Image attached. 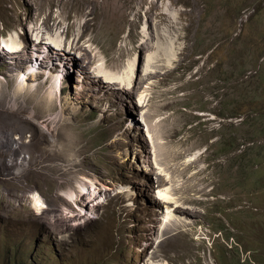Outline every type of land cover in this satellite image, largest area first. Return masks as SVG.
Returning a JSON list of instances; mask_svg holds the SVG:
<instances>
[{"label": "rangeland", "instance_id": "rangeland-1", "mask_svg": "<svg viewBox=\"0 0 264 264\" xmlns=\"http://www.w3.org/2000/svg\"><path fill=\"white\" fill-rule=\"evenodd\" d=\"M60 20L64 50L85 55L39 59L38 90L15 88L35 43L0 54V264H264V0H0V38ZM147 28L170 63L158 52L150 79L95 90L83 65L139 62ZM51 68L65 80L47 110ZM79 76L96 95L84 103L69 98ZM224 136L238 148L220 151ZM149 176L177 220L152 207Z\"/></svg>", "mask_w": 264, "mask_h": 264}, {"label": "bare ground", "instance_id": "bare-ground-1", "mask_svg": "<svg viewBox=\"0 0 264 264\" xmlns=\"http://www.w3.org/2000/svg\"><path fill=\"white\" fill-rule=\"evenodd\" d=\"M60 21H57L56 24H53V28H48V30H43L42 26H36L35 28H32L30 30V35L34 37L33 44L34 50L30 54V58H33V65H39L43 58H48L49 60H46L47 63L45 64L44 68L47 67H54L56 62L59 60L60 57L57 54V50H63L65 51L63 54L65 57L73 60L74 57L80 55V58L82 55H85L84 53H80V50L76 47H73L72 44H68L66 47V50H64L65 46V40L63 39V36L67 35L68 30L67 26L59 25ZM66 27V28H65ZM144 35L143 38L145 39V46H144V52L141 56V60L139 62L137 61L136 54L133 53L132 56L129 57L127 62L125 63V66L119 70L112 71L111 69L105 68L103 56L100 54H95L94 57H98L93 64H90L89 66L84 64V72L86 75L90 76L91 82L96 88L100 90H112V89H119V88H133L135 86V83L138 84V82H141L143 80H148L153 76L154 69L153 64L157 62L158 60H161V56L158 55V52L163 55L165 58V61L167 63H170L172 58L175 55V51L172 49L169 42L165 41L162 37H155L153 31H148L144 29ZM17 36L15 34H12L10 37L3 36V43L4 45L1 46L0 54L4 53H14L18 52L19 50V43H21V40L16 38ZM79 38V37H78ZM74 40V39H73ZM37 41V42H36ZM72 42V41H71ZM41 45V48H38L36 44ZM68 43V42H67ZM88 45H92L93 42L87 41ZM64 44V45H63ZM6 47V48H5ZM78 49V51H77ZM84 49V48H83ZM86 49V48H85ZM75 50V51H74ZM84 51V50H83ZM97 51V50H96ZM76 52V53H75ZM87 52V49H86ZM89 52V51H88ZM20 53V52H19ZM61 53V52H60ZM90 53V52H89ZM51 54V55H50ZM74 54L75 56L73 57ZM82 54V55H81ZM16 57V55H13ZM22 57L21 55H17V57ZM16 57V58H17ZM25 58H28L27 56H24ZM64 57V56H63ZM92 57V55H91ZM23 58V59H25ZM42 58V59H41ZM66 58V59H67ZM19 59V58H18ZM21 59V58H20ZM41 60V62L39 61ZM87 58H85L86 60ZM78 60V57H77ZM80 60V59H79ZM39 61V62H38ZM64 61V60H63ZM82 61V60H81ZM81 61H75L76 63H81ZM30 62V61H29ZM83 62V61H82ZM91 62L90 60L86 61V63ZM25 63V62H24ZM74 63V62H73ZM85 63V62H84ZM62 66L61 62H59ZM82 64V63H81ZM28 70L17 77L16 80V90L23 91V90H38L41 86V83L38 84L35 75L37 72H35V69H33L32 64H29ZM78 65V64H77ZM40 66V65H39ZM39 66H37L39 68ZM41 67H43L41 65ZM66 67V66H65ZM81 67V66H80ZM51 68V69H52ZM44 69V70H45ZM43 72H46L44 71ZM47 75L51 76L52 78L49 79V84L45 86L42 95H46L47 101L49 102V107L47 110L54 109V103L53 100L56 96V89L59 90V83L63 82L62 80H65L62 76V73H56L55 75L50 74V69H47ZM60 72V71H59ZM83 72V73H84ZM84 78V77H83ZM60 80V81H59ZM137 80V81H136ZM136 87V86H135ZM69 89V88H68ZM69 92V98L71 97L74 101L79 100L78 102H87V98L91 96H96L94 93L89 94V91L86 89V86H84V80H82L79 77L76 78L75 84L72 87V90ZM97 92V91H96ZM33 96V95H32ZM64 97V96H63ZM87 97V98H86ZM78 98V99H77ZM65 101V100H64ZM136 102L139 106L143 107L145 105V97L143 92L139 93L136 96ZM67 103V102H66ZM62 111V108L61 110ZM142 112V111H141ZM57 115L51 116V120H56ZM142 117V116H141ZM58 120V119H57ZM116 139V138H115ZM112 139V140H115ZM148 167V165H146ZM155 173L162 176H167V172H165L161 167L155 165ZM81 186V185H80ZM84 189V186L82 187ZM157 190L153 191L155 201L159 202L163 205L164 210L161 211V220L163 222H166L170 218L178 219L179 214L177 212L173 211L172 205H175L177 203V199H175L171 194L170 190L167 185L163 186H156ZM70 197L73 195L71 193L68 194ZM43 205V203L41 202ZM179 211V208L177 209ZM165 224H160L158 228V233H161L164 229Z\"/></svg>", "mask_w": 264, "mask_h": 264}, {"label": "clouds", "instance_id": "clouds-1", "mask_svg": "<svg viewBox=\"0 0 264 264\" xmlns=\"http://www.w3.org/2000/svg\"><path fill=\"white\" fill-rule=\"evenodd\" d=\"M21 36H24L23 38L24 39H22V37ZM6 37H10V35L8 34V35H6ZM27 37L28 36H26V35H24V31H22L21 32V35H18V39L19 40H21V43H19L20 45H19V51L23 48V47H25L27 44H29V46H30V49L32 50V46H33V41H31V42H29L30 41V38L28 37V39H27ZM34 39V37H31V39ZM2 39H3V36L0 38V47L1 46H3L4 45V43H3V41H2ZM6 48V47H5ZM1 49V48H0ZM23 50H25V48L23 49ZM9 53V52H8ZM60 61L58 60L57 62H56V64H58ZM33 64V63H32ZM37 66L38 65H33V69H37ZM62 68H63V66H62ZM64 70L65 69H63L62 71H63V77H64ZM53 73H55L54 72V69H51L50 70V74H53ZM58 73H60V72H58ZM50 78H52V77H50ZM60 81V80H59ZM59 85H60V83H59ZM59 89H60V87H59ZM146 182L150 185V187L152 188L151 189V191L153 190V185H154V183H153V181H152V177L151 176H149V177H147V179H146ZM158 186V185H157ZM155 188H156V186H155ZM154 188V190H157V189H155ZM153 190V191H154ZM153 199H154V197H153ZM155 200V199H154ZM160 204V203H159ZM159 204H158V202L156 201V202H153L151 205H152V207H155V206H159ZM148 206H147V204H143L142 206H141V208L142 209H140V210H138V209H136L135 207H133L132 209H131V212L133 213H136V214H138V216H140L141 218H142V216H144L143 215V212L145 211V209L147 208ZM161 207H162V204H161ZM162 210H163V208H162ZM147 217H149V215H146ZM147 223H149V219L146 221ZM152 223V222H151ZM142 234L144 235V233H143V231H142ZM146 238L144 237V238H140V239H138L137 237H136V235H133L132 237H131V241H135V240H137L139 243L141 242V241H144ZM137 242V243H138ZM136 246H138V244H135ZM116 246H119V244H116ZM146 246V245H145ZM126 249L128 250V246H126ZM127 250H126V252H127ZM126 262V264H129L127 261H124V263Z\"/></svg>", "mask_w": 264, "mask_h": 264}, {"label": "trees", "instance_id": "trees-1", "mask_svg": "<svg viewBox=\"0 0 264 264\" xmlns=\"http://www.w3.org/2000/svg\"><path fill=\"white\" fill-rule=\"evenodd\" d=\"M242 113L243 112H241V111L231 110V111H229V113H226V114L223 112L222 115H225L226 118H228V117H230V118H232V117L237 118L238 117L239 118V121L238 122H239V124H241V122L244 121V118L242 116ZM230 123H232V122L230 121ZM237 139H238V137H234V136H232V137L229 136L228 138L224 136L223 138H221L218 141L220 151L223 149V151H226V152L229 151L230 152V151H232L234 149H237L238 146H239L238 144H236ZM235 144H236V148H234ZM42 264H48V260L42 259Z\"/></svg>", "mask_w": 264, "mask_h": 264}, {"label": "built area", "instance_id": "built-area-1", "mask_svg": "<svg viewBox=\"0 0 264 264\" xmlns=\"http://www.w3.org/2000/svg\"><path fill=\"white\" fill-rule=\"evenodd\" d=\"M27 36L30 38V41H32V40H33V38L31 39V37H33V36H31V35H30V31H28V34H27Z\"/></svg>", "mask_w": 264, "mask_h": 264}]
</instances>
